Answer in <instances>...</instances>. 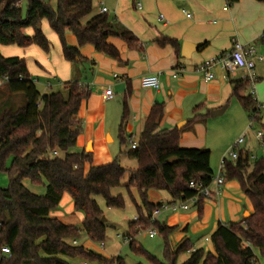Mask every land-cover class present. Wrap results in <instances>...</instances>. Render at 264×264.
Masks as SVG:
<instances>
[{"label":"trees","instance_id":"trees-1","mask_svg":"<svg viewBox=\"0 0 264 264\" xmlns=\"http://www.w3.org/2000/svg\"><path fill=\"white\" fill-rule=\"evenodd\" d=\"M94 11L93 0H57L56 7L46 0H0V47L37 46L49 53L51 43L42 31L46 21L59 38L65 60L75 67L88 61L80 51L88 45L121 62L120 52L108 42L109 38L121 39L130 50L144 53L141 40L116 17L107 13L95 15ZM28 29L34 34H27ZM68 34L75 36L76 47L68 44ZM261 42L264 45V35ZM156 44L180 49V44L172 39L163 38ZM37 80L30 74L25 59L6 58L0 52V83L10 95L24 98L20 106L0 110V171L7 172L10 180L8 188H0V264H71L66 259L78 258L99 264H126L121 257L106 259L74 244L82 233L94 243L107 238L104 213L95 197H103L108 208H125L123 196L112 193L122 186L128 173L119 158L106 166H93L92 153L74 152L82 128L78 119L80 106L92 91L79 81H70L61 90L42 93ZM234 85V95L252 124L264 130L258 100L245 95L248 84L241 80ZM164 116L165 104H156L136 149L127 153L137 161L138 169L130 173L125 189L129 193L136 189L142 206L132 197L138 217L129 224L125 239L132 252L144 256L150 264H178L179 257L192 250V244L185 241L172 249L170 236L177 228L154 219V212L162 205L149 202V191L166 193L176 203L195 195L191 182L209 186L215 177L211 152L181 148V130H159ZM128 119L125 99L120 125L123 147L130 145L125 131ZM200 121L201 116L196 114L190 122ZM172 160L177 162L171 163ZM88 164L90 169L86 172ZM223 175L224 183L240 184L254 211L240 222L220 224L211 237L215 252L196 250L183 264H259L256 251L264 259V155L253 160L248 151L239 149L237 160L225 159ZM26 180L33 185H45L46 194L31 192L24 185ZM66 194L72 198L75 211L84 215L82 228L51 217ZM203 202L201 199L198 204L200 216ZM149 230H157L164 239V262L136 240L140 231ZM3 248H8L10 254H3Z\"/></svg>","mask_w":264,"mask_h":264},{"label":"crops","instance_id":"crops-1","mask_svg":"<svg viewBox=\"0 0 264 264\" xmlns=\"http://www.w3.org/2000/svg\"><path fill=\"white\" fill-rule=\"evenodd\" d=\"M138 3L142 4L141 10L137 9ZM99 6L94 14H101L102 9L107 8L110 17H116L141 40L144 53L130 50L121 39L109 38L108 42L120 52L121 62L96 52L93 46L88 45L80 50L88 61L75 67L65 60L59 38L46 21L42 23V31L51 43L49 53L37 46L25 49L0 47V52L6 58L25 59L30 74L43 87L42 93L61 90L64 83L70 81H79L91 89V96L81 103L78 113L82 128L74 152L92 153L93 166L109 165L116 158L122 163L123 158H130L127 153L132 150L131 142L138 144L153 107L162 103L165 104V116L159 130H181V148L206 149L212 157L211 149L217 148L218 144L215 143L217 138L209 137L210 126L218 123L215 120L227 113L233 100L240 104L234 95V83L241 81L245 71L228 75L217 67L215 79L206 82L198 70L205 61L229 53L235 40L255 45L264 56L261 47L264 50L261 42L264 35V0H231L229 5L225 0H115L110 8L104 0H100ZM26 33L33 35L34 31L28 29ZM163 38L177 41L180 49L159 47L156 43ZM67 42L73 47L78 45L72 34L67 35ZM188 44L191 45L190 51L184 49ZM204 44L207 46L201 49ZM263 62H258L256 71ZM175 74L177 78H174ZM147 75L159 76L160 90L142 86L141 80ZM257 78L259 82L260 78ZM49 84L50 88L47 87ZM109 88L114 93L111 100L104 97ZM0 97L1 108L12 106L14 99H20L10 95L1 83ZM125 99L129 110L125 126L130 142L128 147L121 146L120 142ZM256 99H262L259 90ZM220 111L222 113L216 115ZM196 114L201 116L202 121L191 124ZM214 167L211 164L213 172ZM89 169L88 164L86 172ZM134 169L133 172L138 169L137 161ZM210 189L213 197L203 202L202 216L198 203L190 205L188 211H163L155 218L168 227L177 228L170 236L173 250L185 241L192 244L184 262L199 249L214 253L211 237L218 226L240 222L254 211L237 181L227 182L219 188L213 180ZM148 198L155 205L173 202L163 192L154 190L149 191ZM51 217L68 226L79 227L84 222V215L75 211L74 202L68 194L64 195L59 209L52 212ZM77 245H80L79 241ZM84 247L91 250L88 243ZM66 260L71 264L75 261L89 263L80 258Z\"/></svg>","mask_w":264,"mask_h":264},{"label":"rangeland","instance_id":"rangeland-1","mask_svg":"<svg viewBox=\"0 0 264 264\" xmlns=\"http://www.w3.org/2000/svg\"><path fill=\"white\" fill-rule=\"evenodd\" d=\"M50 2L53 7H56L57 0H46ZM106 6H112L115 3V0H104ZM138 2H142V0H138ZM95 11L99 10L100 0H93ZM110 8V7H109ZM27 5L23 6V14H26ZM134 11V10H133ZM113 16V15H111ZM88 18L87 20H89ZM86 20V21H87ZM262 52L264 53L263 46ZM257 76L260 78L259 82L256 83L255 88V96L260 91L262 95V99H259V110L261 112V116L263 118L264 123V62L258 65V69L256 71ZM38 89L40 91L43 90L41 84H37ZM245 95H251V89L248 88ZM254 96V97H255ZM20 99H14L13 105L18 107V105L23 103V96H18ZM2 97H0V100ZM230 105V104H229ZM231 107L224 115L217 118L218 123H212L209 130V137L217 138L216 142L218 147H212V157L211 164L215 165L214 174H218L221 168V164L223 159L226 157L229 158L228 151L234 145V143L241 137L246 136L244 145L240 148L241 150H246L249 152L251 157L261 158L264 155V146L258 142L256 136L259 132H264L261 126L258 124H252L249 114L245 112L240 104H238L235 100L231 102ZM1 110V107H0ZM1 113V111H0ZM180 126V125H179ZM216 145V144H215ZM213 145V146H215ZM209 148V147H208ZM230 159V158H229ZM121 165L125 168L129 173L122 181V186L120 188H116L112 191L113 195L121 194L125 200V208L124 209H116V208H108L105 202V199L101 196L95 197L94 199L102 209L104 213L105 223L107 224V238L104 242L94 243L90 241L85 233H82L81 238L78 240L79 244L84 246V244L88 243L91 245V251L108 257V258H117L121 257L125 259L126 264H150V262L144 256L135 255L130 246L129 242L126 241V236L129 233V224L135 221L138 217V211L136 206L133 203L132 197L137 201L139 205H142L140 200L138 191L136 189H132L131 193H129L125 186L129 181V174L133 172L136 168V161L130 158H123ZM10 183L9 176L7 172L0 171V188H8ZM26 188H28L34 194L39 196H44L47 192L45 185H33L29 180L24 182ZM165 197H168L166 193H163ZM251 215V214H250ZM247 214L248 218L250 216ZM160 219V217H159ZM82 228V225L79 226ZM149 231H140L139 235L136 237L139 245L142 246L144 250L150 253L152 256L156 257L160 261H165V243L163 237L157 232L156 236L151 238L149 236ZM104 245V246H103ZM186 254H182L179 257V264L184 262ZM256 255L259 258V264H264V259L260 256L259 252L256 251ZM74 264H81L80 261H75ZM87 264H96V263H87Z\"/></svg>","mask_w":264,"mask_h":264},{"label":"built area","instance_id":"built-area-1","mask_svg":"<svg viewBox=\"0 0 264 264\" xmlns=\"http://www.w3.org/2000/svg\"><path fill=\"white\" fill-rule=\"evenodd\" d=\"M181 1H188V0H181ZM228 5L231 0H225ZM104 5V3H102ZM137 9H142V4H137ZM108 12L107 8L102 9V13L106 14ZM187 17H191L187 15ZM161 19H164L161 16ZM264 60V56L261 55L255 45H246L237 40L233 41L232 50L229 53L223 54L221 56L212 58L210 60L205 61L200 67L199 72L204 76V80L206 82H211L215 79V69L217 67H221L226 74L231 75L235 74L239 70L245 71L244 76L242 77V81L248 84L249 88L251 89V95L255 96V88L256 83L258 82L256 68L257 64L260 61ZM178 75L175 74L174 78H177ZM141 84L144 88L160 90L161 89V81L158 75H147L142 78ZM50 84L47 86L50 88ZM105 99L111 100L114 98V93L111 88H109L105 94ZM256 98V96L254 97ZM246 136L239 138L234 145L228 151L229 158L231 160H237L239 157V149L244 145ZM256 139L259 143L264 146V132H259L256 136ZM137 144L135 142H131V148L134 150L136 149ZM228 158V159H229ZM225 159H223L221 168L219 173L214 177V182H216L217 186L221 188L224 183V175L223 169L225 164ZM252 159H256V157H252ZM190 188L195 191V195L189 199H182L176 203L172 204H165L162 205L160 209H157L153 217L154 219L161 213L165 211L177 212L178 210L182 209L184 211L190 210V205H197L201 199L210 200L213 197V192L210 189V185L207 186L203 183L196 184L195 182H191ZM157 234L156 231L152 230L149 234L151 238L155 237ZM77 245V241L74 242ZM3 254H10V250L8 248H3L1 251Z\"/></svg>","mask_w":264,"mask_h":264},{"label":"water","instance_id":"water-1","mask_svg":"<svg viewBox=\"0 0 264 264\" xmlns=\"http://www.w3.org/2000/svg\"><path fill=\"white\" fill-rule=\"evenodd\" d=\"M190 47H191V45L188 44L187 46H184V49H185L186 51H190V50H191ZM221 113H222V112L220 111V112L216 113V115H217V114H221ZM245 157H246V156H245ZM175 162H177V160H172V161H171V163H175ZM103 221L105 222V218H103Z\"/></svg>","mask_w":264,"mask_h":264},{"label":"bare ground","instance_id":"bare-ground-1","mask_svg":"<svg viewBox=\"0 0 264 264\" xmlns=\"http://www.w3.org/2000/svg\"><path fill=\"white\" fill-rule=\"evenodd\" d=\"M89 151H91V150H89Z\"/></svg>","mask_w":264,"mask_h":264}]
</instances>
